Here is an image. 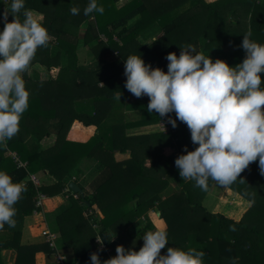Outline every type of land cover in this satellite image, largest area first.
I'll return each instance as SVG.
<instances>
[{"label": "trees", "instance_id": "obj_1", "mask_svg": "<svg viewBox=\"0 0 264 264\" xmlns=\"http://www.w3.org/2000/svg\"><path fill=\"white\" fill-rule=\"evenodd\" d=\"M118 1L97 0L104 13L85 16L89 0H25L27 9L43 15L52 40L37 50L23 76L30 97L19 133L6 147L0 146V171L26 187L15 205V227L5 224L0 229V264L3 249L15 250L13 264H45L41 255L53 249L47 242L21 243V230L24 218L40 211L39 196L58 194L70 203L55 217L62 248L72 251L67 264H91V253L101 248L100 259L106 260L116 255L117 245L139 251L142 236L156 230L167 233L161 254L167 247H191L205 253L204 264H264V176L258 160L232 185H220L226 206L210 211L205 197L219 184L210 180L208 190L202 191L184 181L175 166V159L186 154L185 146L188 151L198 147L187 125L177 120L173 128L167 117L149 113V98L140 104L126 89L124 75L129 55L167 72L166 55L179 56V46L187 44L213 61L241 63L246 55L240 47L243 35L250 32V39L264 44V0H129L117 6ZM72 7L80 14L72 15ZM79 45L87 49L86 64L79 62ZM35 64L46 70L47 79L39 78ZM261 77L264 80V74ZM133 109L139 118L129 121L126 112ZM169 115L175 118L174 112ZM161 120L167 122V131L126 133ZM115 153L126 156L115 159ZM90 161L94 166L85 167L92 174L88 191L80 180L85 171L73 170ZM38 171L52 182L35 185L29 174ZM170 180L178 189L169 193ZM70 181L83 196L68 189ZM243 201L245 209L240 207ZM155 207L159 215L152 220ZM233 225L235 231L230 230ZM96 238L103 239V245Z\"/></svg>", "mask_w": 264, "mask_h": 264}, {"label": "clouds", "instance_id": "obj_2", "mask_svg": "<svg viewBox=\"0 0 264 264\" xmlns=\"http://www.w3.org/2000/svg\"><path fill=\"white\" fill-rule=\"evenodd\" d=\"M83 12L102 15L104 8L97 0H89ZM70 13L79 15L80 9L72 7ZM42 21V15L37 19L25 7V0H11L0 12L4 25L0 31V146L6 147L19 133L30 97L23 76L37 50L47 48L52 40ZM250 37V32L243 35L240 47L246 55L235 66L221 59L213 61L191 44L179 46V56L175 52L166 55L167 72L146 64L138 55H129L124 62L125 87L136 98H149L147 111L167 117L173 128L177 120L187 125L191 142L198 147L188 151L185 146L186 154L175 159V166L184 181L194 182L202 191L208 190L210 180L232 185L257 160L264 176V44ZM173 112L175 118L169 115ZM25 191V186L0 171V229L5 224L15 227V205ZM230 230H236L234 225ZM96 239L103 245V239ZM142 239L139 251L117 245L116 255L103 261L101 248L91 253V264H204L205 253L196 248L167 247L161 254L168 244L166 231H148Z\"/></svg>", "mask_w": 264, "mask_h": 264}, {"label": "crops", "instance_id": "obj_3", "mask_svg": "<svg viewBox=\"0 0 264 264\" xmlns=\"http://www.w3.org/2000/svg\"><path fill=\"white\" fill-rule=\"evenodd\" d=\"M128 1L129 0H123V2L120 5H117L118 2L116 3V5L121 6L125 2H128ZM207 1H212V0H207ZM7 3H8V0H0V8L1 7L4 8L5 6H7L8 5ZM33 14H34V17L37 19H39L40 16L42 15L41 13L36 12V11H33ZM0 31H3V28L0 27ZM153 39H155V37H150L149 41ZM84 56H85V59L83 63L86 64L88 62V53L85 52ZM145 98L146 96H143L141 98H136V100L140 104H142V103H145V100H146ZM126 116H127V120L134 121L139 118V111L137 109L128 110L126 112ZM131 116H134V117L132 118ZM167 130H168L167 122L165 120H161L154 124L129 128L127 129L126 133L136 135V134H142V133H152V132H160V131H167ZM125 156H126L125 154H121V153H118V154L115 153L114 155L115 159H122ZM91 164L94 166V162L92 163V161L81 164V167L75 168L73 170V173L77 174L81 171L82 172L86 171L85 167L86 166L90 167ZM34 175L37 177V181L39 184L41 183L49 184L53 180L48 174L42 171H38ZM170 188L172 189L171 184H170ZM88 191H89V186H88ZM37 204L38 206H40V211H34L32 212L31 215H28L24 218V222H23V226L21 230V243L36 244V243L45 242V236L43 235V231L47 229L55 235L54 242L56 243V248L52 252L42 254L41 255L42 262H44L45 264L56 263L55 258H56L57 253L63 254L65 256V259L68 262H71L72 251L69 248H65V247L62 248V244L59 240V231H58L56 221H55V217L59 215L63 210H65L66 208L70 206V203L67 200V197L64 196L63 194H58L52 197L39 196ZM97 213L98 215L100 214L99 211H97ZM99 216H101V214ZM1 256H2L4 264H13L15 257H16V252L14 249H3L1 250Z\"/></svg>", "mask_w": 264, "mask_h": 264}, {"label": "rangeland", "instance_id": "obj_4", "mask_svg": "<svg viewBox=\"0 0 264 264\" xmlns=\"http://www.w3.org/2000/svg\"><path fill=\"white\" fill-rule=\"evenodd\" d=\"M123 2V0H120L119 2H118V4L117 5H120L121 3ZM84 50V51H83ZM85 52H87V49L85 48V47H83L82 45H79L78 46V58H79V62L80 63H83V61H84V59H85V56H84V53ZM33 69H36L37 71H38V75H39V78H41V79H47L48 78V73L46 72V70L42 67V66H40V65H38V64H35L34 66H33ZM48 75V76H47ZM135 116V115H134ZM134 116H131L132 118L134 117ZM53 137H54V135H51V139H53ZM50 140V139H49ZM118 154V153H117ZM91 176H92V174L91 173H89V171L88 170H86L85 172H83V174L81 175V177H80V180L82 181V183L84 184V186H86L85 187V189H88V186H89V184H90V182H91ZM170 184H171V187H172V189H171V191H169V192H172V191H174V190H176V189H178V186H177V184L174 182V181H172V180H170ZM88 185V186H87ZM219 187V188H218ZM218 189L215 191V189H213V188H211L208 192H207V194H206V197H205V201H204V205L210 210V211H216V210H218V209H223V208H225V206H226V203H224V202H222V199H223V189H221V186L220 185H218ZM91 188L89 187V190H90ZM221 189V190H220ZM232 195V194H231ZM233 196H235V195H232V197ZM227 201V200H226ZM248 204L245 202V201H243L242 203H241V208H243V209H245L246 208V206H247ZM93 207H95V206H93ZM238 207V206H237ZM95 210H97L96 208H94ZM98 211V210H97ZM240 210H238V212H239ZM237 211H235L234 213H238ZM100 215V214H99ZM236 215H239V214H236ZM155 216H158L157 214H156V212H151L150 213V218L152 219V220H154L155 219Z\"/></svg>", "mask_w": 264, "mask_h": 264}, {"label": "built area", "instance_id": "obj_5", "mask_svg": "<svg viewBox=\"0 0 264 264\" xmlns=\"http://www.w3.org/2000/svg\"><path fill=\"white\" fill-rule=\"evenodd\" d=\"M12 155L17 160L14 152L12 153ZM17 163H18V166H24L25 165L24 163H22L20 161H17ZM29 178L35 185H39V183L37 181V177L34 174H29ZM37 203H38V201H37ZM43 235L45 236V242H47L49 244V246L54 250L56 248V243L54 242L55 241V235L47 229H45L43 231ZM55 260L58 264H67V262L65 260V256L63 254L57 253Z\"/></svg>", "mask_w": 264, "mask_h": 264}, {"label": "water", "instance_id": "obj_6", "mask_svg": "<svg viewBox=\"0 0 264 264\" xmlns=\"http://www.w3.org/2000/svg\"><path fill=\"white\" fill-rule=\"evenodd\" d=\"M67 186H68V189H70L72 192L79 193L81 196H83L82 189L74 181H70ZM154 210L156 214L159 215L158 208L155 207Z\"/></svg>", "mask_w": 264, "mask_h": 264}]
</instances>
